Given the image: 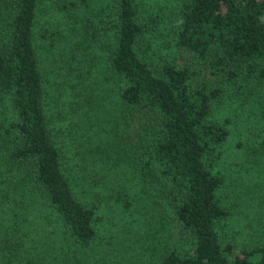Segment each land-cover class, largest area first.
I'll return each instance as SVG.
<instances>
[{"label": "trees", "instance_id": "trees-1", "mask_svg": "<svg viewBox=\"0 0 264 264\" xmlns=\"http://www.w3.org/2000/svg\"><path fill=\"white\" fill-rule=\"evenodd\" d=\"M91 1L0 0V264H56L58 248V264L84 261L77 250L99 236L101 199L82 184L93 158L120 168L150 204L142 245L155 264H264V241L237 249L223 238L224 178L213 170L228 134L215 103L254 90L264 117V0H153L155 9L100 0L82 23L102 49L103 91L86 89L73 108L100 109L106 135L80 154L48 115L37 44L63 39V10L72 16ZM154 32L176 52L147 48ZM115 199L143 211L128 193Z\"/></svg>", "mask_w": 264, "mask_h": 264}, {"label": "rangeland", "instance_id": "rangeland-1", "mask_svg": "<svg viewBox=\"0 0 264 264\" xmlns=\"http://www.w3.org/2000/svg\"><path fill=\"white\" fill-rule=\"evenodd\" d=\"M152 1L144 0L143 7L152 4L153 9L158 8ZM99 4L100 0H92L88 8L83 7L72 16L63 10L58 24L63 39H51L45 34L37 44L42 59L48 115L63 145L80 154L84 152H81L84 146L90 148L88 145H96L100 137L106 135L104 127L98 124V119L103 121L106 117L100 115V109L88 106L83 112L73 108L85 105L82 94L86 89L103 91L102 49L83 33L82 23L86 17H93ZM164 9L162 15L166 13ZM151 35L147 48L152 41L155 49L176 52L165 32ZM64 38L71 43L72 49L64 47ZM213 118L228 126L227 137L213 164V170L224 178L219 195L228 210V215L221 221L220 232L237 249L254 246L264 241V117L258 106L257 92L238 89L234 94H225L215 103ZM87 148L84 149L86 153ZM85 162L86 177L82 184L97 190L101 204L96 220L98 238L85 250H77L84 254L82 263L155 264L142 245L148 230L143 219L152 208L147 199L142 201L138 196V185L125 179L120 168H105L94 158ZM123 192L128 193L130 200L143 211L135 212L117 201L116 195ZM54 253L58 264L62 251L58 248ZM73 255L71 253V257ZM69 260L75 264L73 259Z\"/></svg>", "mask_w": 264, "mask_h": 264}]
</instances>
